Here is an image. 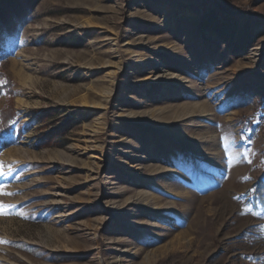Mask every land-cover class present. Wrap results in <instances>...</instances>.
<instances>
[{
  "label": "rangeland",
  "instance_id": "1",
  "mask_svg": "<svg viewBox=\"0 0 264 264\" xmlns=\"http://www.w3.org/2000/svg\"><path fill=\"white\" fill-rule=\"evenodd\" d=\"M229 2L0 0V264H264V0Z\"/></svg>",
  "mask_w": 264,
  "mask_h": 264
},
{
  "label": "trees",
  "instance_id": "2",
  "mask_svg": "<svg viewBox=\"0 0 264 264\" xmlns=\"http://www.w3.org/2000/svg\"><path fill=\"white\" fill-rule=\"evenodd\" d=\"M219 7L225 9H232V5L230 4L229 0H213ZM12 114L8 113L6 115V120L0 124V150L7 147L11 144L16 137L13 131V126L9 122L11 119ZM248 202L252 206L262 205L264 206V179L260 177L258 181L251 187L250 191V198ZM254 258L257 260L259 256L255 255Z\"/></svg>",
  "mask_w": 264,
  "mask_h": 264
},
{
  "label": "snow or ice",
  "instance_id": "3",
  "mask_svg": "<svg viewBox=\"0 0 264 264\" xmlns=\"http://www.w3.org/2000/svg\"><path fill=\"white\" fill-rule=\"evenodd\" d=\"M0 83H3V81H0ZM10 170V169H9ZM7 175V172L4 171V165L2 162H0V176H4ZM0 194H4V195H11V193H7V192H2V190H0ZM6 207H10V206H5L3 204H0V215H4L7 214L6 213ZM251 211V210H249ZM18 215H23V213H18Z\"/></svg>",
  "mask_w": 264,
  "mask_h": 264
},
{
  "label": "bare ground",
  "instance_id": "4",
  "mask_svg": "<svg viewBox=\"0 0 264 264\" xmlns=\"http://www.w3.org/2000/svg\"><path fill=\"white\" fill-rule=\"evenodd\" d=\"M10 157V156H9Z\"/></svg>",
  "mask_w": 264,
  "mask_h": 264
}]
</instances>
